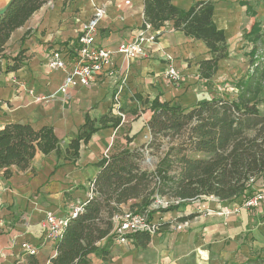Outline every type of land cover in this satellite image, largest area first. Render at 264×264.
<instances>
[{"label":"crops","instance_id":"crops-1","mask_svg":"<svg viewBox=\"0 0 264 264\" xmlns=\"http://www.w3.org/2000/svg\"><path fill=\"white\" fill-rule=\"evenodd\" d=\"M198 1L172 3L188 10ZM213 1V19L225 31L231 55V36L240 31L246 7L240 3L234 6L236 0ZM9 2L0 0V10ZM96 6L107 10L97 35L101 47L116 50L143 29L144 0H46L8 43L9 53L26 49L29 58L17 71L0 74V130L16 122L31 123L35 128L53 126L60 138L61 154L37 152L30 169L17 173L14 168L10 178L0 171V264H50L57 250L56 243L46 240V213L69 215L85 202L99 172L97 163L114 146L125 147L127 136L133 138L131 148L151 141L148 121L155 98L191 108L213 97L207 96L212 80L228 76L229 62H237L222 59L212 79H200L199 62L211 58L212 52L203 41L167 22L156 41L147 45L146 56L126 61L115 55L118 78L107 76L92 85L62 92L66 73L50 69L48 61L53 51L77 42L82 24L94 15ZM146 30L156 33L151 27ZM170 66L182 73L179 83L164 77ZM111 109L117 115L123 112L120 127L99 129L82 144L76 163L65 160L68 144L86 116L99 119ZM242 202L202 197L185 201L175 210L151 212L161 227L150 234L147 245L129 239L113 243L105 258L94 254L89 258L93 264H264V201L256 208L241 207L230 216L205 215L200 210H221ZM180 223L186 225L180 229ZM24 242L37 246L38 253L25 251Z\"/></svg>","mask_w":264,"mask_h":264},{"label":"trees","instance_id":"trees-1","mask_svg":"<svg viewBox=\"0 0 264 264\" xmlns=\"http://www.w3.org/2000/svg\"><path fill=\"white\" fill-rule=\"evenodd\" d=\"M45 2L10 0L0 12V74L17 71L26 64L27 50L9 53L8 43L13 33ZM239 3L246 7L248 16L257 14L249 0ZM214 4L213 0H200L185 10L172 0H144L143 29L149 25L158 36L167 22H173L175 30L207 45L213 56L199 62V77L205 80L212 79L219 61L229 56L226 33L213 19ZM245 37L253 47L248 53L249 69L235 83L237 96L233 99L213 96L191 108L155 98L150 105L148 127L152 139L148 147L163 137L183 139L172 145L151 171L140 164L143 147L131 148L133 138L129 136L125 147L114 146L102 157L97 163L99 172L90 184L94 195L87 197L83 210L63 229L56 243L57 254L50 264H93L90 255L107 257L114 243V217L122 214L128 205L134 212L146 211L156 195L180 201L159 209L166 212L197 198L216 197L234 202L244 201L255 193L264 182V113L259 107L264 92L262 23L255 22ZM122 122L123 116L112 109L99 119L87 115L68 144L65 160L76 163L82 144L96 131L118 128ZM53 151L61 154L60 138L53 126L35 128L31 123L16 122L0 130V171L6 178L14 175V168L17 173L30 169L37 152ZM127 237L142 246L151 238L145 231Z\"/></svg>","mask_w":264,"mask_h":264},{"label":"built area","instance_id":"built-area-1","mask_svg":"<svg viewBox=\"0 0 264 264\" xmlns=\"http://www.w3.org/2000/svg\"><path fill=\"white\" fill-rule=\"evenodd\" d=\"M128 3V1H126ZM107 15L105 6H96L94 15L85 23L77 36V42H69L61 49L52 52V56L48 61V67L52 70H63L66 77L60 90L66 92L69 87L79 85L89 86L97 83L103 77L118 78V70L116 69L115 55H122L126 61L147 55L146 47L149 43H153L157 39L156 33H148L146 29L138 32L132 41L121 43L116 50H110L97 44V35L100 21ZM164 77L168 80L179 83L182 80V73L175 67L170 66L165 72ZM120 115H123L120 112ZM254 179H251L253 182ZM94 192L90 190L88 197H93ZM214 198L216 197H207ZM264 201V182L256 188L253 195L245 199L241 205L235 207H225L221 210L209 209L202 207L200 209L203 214H219L230 216L240 210L241 207L256 208ZM180 203L178 200L167 198L165 196L156 195L152 204L144 212L124 211L122 214L115 216V226L112 231L113 242L129 241L127 235L136 231H145L149 234H156L161 227L160 221H155L151 216V212L161 208H167L172 204ZM84 202L76 205L69 215H58L54 211L46 213L44 227L46 232V240L57 243L65 226L72 217H75L83 210ZM186 223H180L178 228H183ZM106 241H104L105 243ZM22 248L32 255L38 253V247L28 242L22 243Z\"/></svg>","mask_w":264,"mask_h":264},{"label":"rangeland","instance_id":"rangeland-1","mask_svg":"<svg viewBox=\"0 0 264 264\" xmlns=\"http://www.w3.org/2000/svg\"><path fill=\"white\" fill-rule=\"evenodd\" d=\"M249 1L256 9L257 14L255 16H247L244 12L242 14L243 20L241 22L240 31L231 36L234 48L231 51V55H229L227 58H233L237 62H229L230 65L228 68V76H225V78L212 80V83L208 88L207 96L225 97L230 99L235 98L238 93L235 83L240 78L244 77L249 69L250 63L248 53L252 50L253 44L247 40L245 33L249 32L253 24L257 21L262 23L264 29V0ZM239 2L240 0H236L234 6H238ZM259 107L261 112L264 113V92L261 94ZM182 139L183 137H175L174 139H171L170 137H163L160 138V142H156L151 147H148L151 141L147 145L142 146L143 148H141L143 152V158L140 161L141 166L147 170H153L158 162L164 157L169 148L172 145H178ZM158 143H161V145ZM187 153L190 155L192 154L190 152ZM129 210H131L130 205L125 206V211Z\"/></svg>","mask_w":264,"mask_h":264},{"label":"water","instance_id":"water-1","mask_svg":"<svg viewBox=\"0 0 264 264\" xmlns=\"http://www.w3.org/2000/svg\"><path fill=\"white\" fill-rule=\"evenodd\" d=\"M7 7V6H6ZM6 7L5 8H3L2 10H0V12H3L5 9H6Z\"/></svg>","mask_w":264,"mask_h":264}]
</instances>
